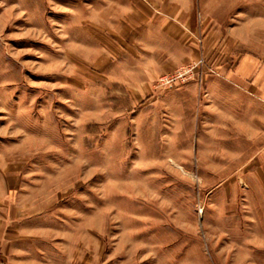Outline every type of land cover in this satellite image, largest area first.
Instances as JSON below:
<instances>
[{"label":"rangeland","instance_id":"1","mask_svg":"<svg viewBox=\"0 0 264 264\" xmlns=\"http://www.w3.org/2000/svg\"><path fill=\"white\" fill-rule=\"evenodd\" d=\"M264 57V0H0V264H264V106H198Z\"/></svg>","mask_w":264,"mask_h":264},{"label":"crops","instance_id":"2","mask_svg":"<svg viewBox=\"0 0 264 264\" xmlns=\"http://www.w3.org/2000/svg\"><path fill=\"white\" fill-rule=\"evenodd\" d=\"M254 54H240L233 69L222 72L223 80L205 81L198 106H264V57Z\"/></svg>","mask_w":264,"mask_h":264}]
</instances>
